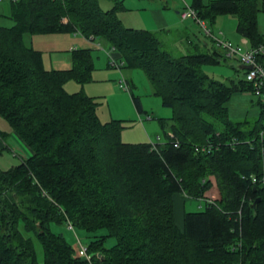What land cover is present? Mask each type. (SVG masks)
Listing matches in <instances>:
<instances>
[{
	"label": "trees",
	"instance_id": "trees-1",
	"mask_svg": "<svg viewBox=\"0 0 264 264\" xmlns=\"http://www.w3.org/2000/svg\"><path fill=\"white\" fill-rule=\"evenodd\" d=\"M108 1L103 9L99 0H11L13 24L0 25V116L32 151L0 168V264H264V184L251 181L264 169V101L252 122L231 119L225 107L234 92H252L248 67L242 78L212 77L202 67L229 58L223 49L173 56L154 32L122 24V0ZM263 5L190 7L208 22L236 14L237 32L256 46L264 44ZM49 33L82 35L140 69L171 110L158 118L166 142L121 141L122 123L101 122L94 97L66 91L68 80L91 81V49H74L72 68L47 69L24 35ZM256 61L264 67V53ZM175 195L203 202L184 210L181 226ZM68 222L87 238L90 260L75 255Z\"/></svg>",
	"mask_w": 264,
	"mask_h": 264
},
{
	"label": "crops",
	"instance_id": "crops-1",
	"mask_svg": "<svg viewBox=\"0 0 264 264\" xmlns=\"http://www.w3.org/2000/svg\"><path fill=\"white\" fill-rule=\"evenodd\" d=\"M132 1V0H131ZM148 1H158V0H140V1H133L131 2L132 5L128 8L125 7L119 12V17L122 21V24L126 27L130 28H136V29H145L149 30L151 32H154L160 40V47L162 48V42L164 43L165 40L168 39V35L171 33V31L175 32H181L182 35L180 36V39L178 40V45L175 47V51H167L169 54L173 56H180L183 54H188V53H197V52H203L206 51V49H211V47H216L220 52H223L220 47L217 46L216 42L212 41V38L210 35H208L205 32V29H207L212 35L215 34L214 30L211 29V27L216 25L217 30L220 31L219 33H223L226 36L224 37L223 40H227L233 44H237L241 46L243 49H247L251 47L252 43L251 40L239 32H237V15L236 14H220L215 17L214 21L211 22L212 26H209L210 23L206 20H197L194 17H182V12L184 11L185 7L180 8V3L178 4L176 1H172V7L173 9H177L176 13L179 14V18H175L169 15V12L165 9H167L166 5V0H159L163 1L161 5L158 4H148ZM193 1V0H192ZM203 3H207L204 2ZM191 4L188 5L190 7ZM264 6V5H263ZM179 9V10H178ZM193 9V8H192ZM10 12H11V0H0V18L3 20L9 21L10 19ZM172 14V13H171ZM174 14V13H173ZM12 21V20H11ZM198 23V25H196ZM204 25V26H203ZM195 26L199 27L194 28ZM257 27L260 32L264 31V8L260 9L258 15H257ZM223 29V30H221ZM224 31V32H222ZM228 31V33L226 32ZM36 35H48L51 36V39L55 42H57L60 46V42H66V48L64 47V44L62 43L63 47L59 48L58 46H55L54 48H51L49 50V57L47 60L48 62L45 61L44 55L42 54V59H43V64L44 67L47 69L50 68H55V69H69L72 68L73 66V59L72 51L74 49H91V56H92V62H93V70L91 73V83L88 82L87 87L85 88L86 93L93 96L94 93L97 91L103 92V93H109V91H112L114 88L117 89L116 86L117 82L119 83L120 88H124L127 90L128 85L125 87L122 85V78L118 75L119 72L121 73V69L123 67V60L119 57V54L116 53L113 50H108V46H105V50H108L109 53L104 52L103 50H99L95 47V45H92L86 38H84L82 35L76 34V33H49V34H35ZM228 35V36H227ZM77 36H80L81 39L77 40ZM218 37V36H216ZM76 38V39H75ZM219 38V37H218ZM221 39V38H219ZM58 40V41H57ZM210 42V43H209ZM82 45V46H80ZM33 47V46H32ZM37 50L41 51V48H35ZM98 50L102 51V54L105 56L104 60L102 61L99 59L98 56H96V60H94V56L92 54V50ZM163 49V48H162ZM194 49V50H193ZM196 49V51H195ZM165 50V49H163ZM63 51H67V53H62ZM97 51V52H98ZM166 51V50H165ZM42 52V51H41ZM99 55V54H97ZM110 56L114 57L117 62L122 63V66L119 68H116L114 66H110L108 63ZM228 59V58H227ZM227 59H222L221 63L215 64V66L222 67L224 68V63ZM231 58H229L230 60ZM236 60V59H235ZM211 65H204L202 68L204 72L209 74L212 77H215L213 70V74L210 73V67ZM229 68L228 72L224 73L221 69H218V76L221 77L217 78L219 80H225V79H230V78H242L243 75V65L238 62V65L233 64V61L231 60L229 63ZM234 70V73L230 74L229 70ZM216 73V72H215ZM233 75V76H232ZM216 78V77H215ZM68 83V82H67ZM66 84V83H65ZM64 84V88L68 92H77V90H68L67 86ZM66 86V87H65ZM96 86V87H95ZM129 89V88H128ZM116 93L119 94V98H125L127 97L125 92L121 91H116ZM104 97V96H103ZM106 97V95H105ZM103 101V100H101ZM135 103V102H134ZM255 103V104H254ZM256 104L259 106L257 103V99L254 97L251 91H237L234 92L229 100L225 103V107L227 110V115L233 120H239V117H258L260 114V106L257 107ZM136 105V103H135ZM118 106V103L116 104V107ZM118 109V108H117ZM136 109L140 110L141 106L136 105ZM171 115L167 114L158 118H169ZM149 116V114H148ZM121 116H115V118H120ZM0 116V131L5 133V136L3 138L2 144L6 145V149L0 153V156L3 155L6 150L11 151L15 156L20 155L19 160L16 162L15 158L9 157L6 158L4 157V161L8 162L6 165L2 163L3 165H0V168L6 169L11 166L17 165L23 160L27 159L31 154L32 151L30 148H28L24 142L17 136V134L11 129L10 125L7 123V121ZM114 118V119H115ZM111 120V119H110ZM149 120V119H148ZM167 121H169L167 119ZM106 122V121H105ZM147 126L149 128L153 127V123L151 121L147 122ZM159 126L161 127L159 121H158ZM162 128V127H161ZM140 131H144L141 128H139ZM163 130V128H162ZM167 131V130H166ZM151 132L147 129V132L145 133V137L150 138ZM14 142L12 144L10 142ZM157 140L159 142H155L154 144H160L166 142V137L163 131V138H160L159 135H156ZM151 139V138H150ZM143 142H148L143 141ZM152 143V142H149ZM14 145L19 148V151L21 153H18L16 149H14ZM22 155V156H21ZM179 196L178 202L179 206L181 205V200L183 201V205L185 204L186 200H183V197L181 195H175L174 196V212H175V200ZM191 200V199H190ZM196 201L200 202L199 200L196 199ZM178 206V207H179ZM179 226L182 225V213H181V223H177Z\"/></svg>",
	"mask_w": 264,
	"mask_h": 264
},
{
	"label": "rangeland",
	"instance_id": "rangeland-1",
	"mask_svg": "<svg viewBox=\"0 0 264 264\" xmlns=\"http://www.w3.org/2000/svg\"><path fill=\"white\" fill-rule=\"evenodd\" d=\"M6 1V0H5ZM123 4L125 5L126 8L130 7L132 5L131 2L133 1H140V0H122ZM144 1V0H143ZM172 1H176L178 4L180 3V8L181 7H185L188 6L189 4H191L192 0H166V5L168 6L167 10L169 12V15L175 18H179V14L176 13L177 9H173L172 7ZM208 2L209 0H202V2ZM163 1H148V4H158L161 5ZM99 5L105 9V8H109L111 6V2L108 0H99ZM185 9V8H184ZM179 10V9H178ZM260 11V10H259ZM259 11H257L256 13V17L259 13ZM172 13V14H171ZM174 13V14H173ZM209 26L211 25V22ZM11 24H13V22L11 20L7 21L3 20L2 18H0V25H4V26H10ZM198 25V23L196 24ZM198 28L199 26H195L194 28ZM201 27H199L200 29ZM212 30H214L215 34L214 36H218L221 39H224V37L226 36L225 34H221L219 33L220 31L217 30L216 25L213 24V26L211 27ZM223 30V29H221ZM224 32V31H222ZM228 33V31H226ZM182 35L181 32H175V31H171V33L168 35V39L164 41V43L162 42V48L165 49L166 51H175V47L178 45V40L180 39V36ZM228 36V35H227ZM217 37V38H218ZM76 39V38H75ZM81 37L77 36V40H80ZM24 41L26 44L33 46V48H41L42 54L44 55V59L46 62H48L47 60L49 57V50H51V48H54L58 43L55 42V40L53 41L51 39V36L48 35H31V34H25L24 35ZM58 41V40H57ZM63 42H60V46L59 48H62ZM210 43V42H209ZM64 47L66 48V42L63 43ZM82 46V45H80ZM209 47L211 48V45H209ZM194 50V49H193ZM98 50H92V54L94 56V60H96V56L99 57V59H101L102 61L104 60L105 56L102 54V51H98ZM196 51V49H195ZM62 53H67V51H63ZM70 54L72 55V53L70 52ZM99 54V55H97ZM233 61V64L238 65V61L235 59H230L229 58L225 61L224 63V68L222 67H217L215 65H211L210 68V73L213 74H217L215 75L216 78H220L218 76L219 72L218 69H221L224 73L228 72L229 63L230 61ZM213 70V72H212ZM216 72V73H215ZM229 73L232 74L234 73V70H229ZM120 76V78H122V85L128 88L127 90H125L124 88H120L119 87V83L117 82V89L114 88L112 91H109V93H103L100 91H97L96 93H94V95L92 97H94L96 99V101L98 102L97 105V109H96V113L98 118L100 119L101 122H109L111 120H119L123 127L121 128L120 131V139L123 142H131V143H137V142H143V141H147L148 142H159L157 140L156 135L158 134L160 138H163V130L162 128L159 126L158 124V117L167 115L171 113L170 108L165 107L162 105L161 102V98L158 95H155L154 91H153V87L151 82L148 80V78L145 76V74L137 68H130L127 67L126 65H124L121 69V73L119 72L118 74ZM233 76V75H232ZM243 76V75H242ZM68 82V83H67ZM88 84V82H86ZM86 83H79L75 80H68L66 81V86L68 88V90H77L78 92L81 91L83 93H85L88 96H91L89 94L86 93L85 88L87 87ZM91 83V82H89ZM65 86V87H66ZM96 87V86H95ZM116 91H121V92H125L127 97L125 98H119V94L116 93ZM132 94L133 96L138 100L139 106H141L140 110L136 109V105L132 99ZM106 95V97H105ZM104 96V97H103ZM103 100V101H101ZM118 103V106L116 107V104ZM255 104V103H254ZM257 107H259L256 104ZM118 108V109H117ZM149 114V116H148ZM121 116L120 118H115V116ZM115 118V119H114ZM239 120H243V119H247L248 121L252 122L256 117H245V116H241L239 117ZM3 119V118H1ZM111 119V120H110ZM149 119V120H148ZM151 121V123H153V127L149 128L147 126V122ZM144 131H140L139 128H141ZM147 129L151 132L150 138L149 137H145V133L147 132ZM10 139V142L12 144H14L13 141H11V138L9 137L8 140ZM14 149H16L18 151V153H21L19 151V148L16 147L14 145L13 147ZM2 153V152H1ZM12 157L16 159V162L19 160L20 155L15 156L11 151L6 150V152L3 153V155L0 156V165H3L2 163H4V165H6L8 162L4 161V157L8 158ZM22 156V155H21ZM212 178V177H211ZM179 196L176 198L175 200V220L177 223H181V213H182V220H183V212L184 210L186 211H195V210H199L201 208H203V202H198L196 200H189L187 199L185 201V204L183 205V201L181 200V205L179 206V202H178ZM208 200H210L208 198ZM179 206V207H178ZM78 234V237L80 238V240L82 241V243H86L87 238L84 237V234L80 231H76ZM64 235L67 238L68 241H70V243L75 246V235L73 230H70L66 227V229L64 230ZM113 242V240H109L108 244H111ZM35 248H36V252H37V259L39 263H42L43 261V251L41 249L40 244L38 243V241H35Z\"/></svg>",
	"mask_w": 264,
	"mask_h": 264
},
{
	"label": "built area",
	"instance_id": "built-area-1",
	"mask_svg": "<svg viewBox=\"0 0 264 264\" xmlns=\"http://www.w3.org/2000/svg\"><path fill=\"white\" fill-rule=\"evenodd\" d=\"M182 17H194L195 19H197L195 10L188 6H186L184 11L182 12ZM205 32L208 35H210L212 38H214V41L216 42L217 46L224 50V53L227 57L236 59L243 65L249 66L245 72V78L246 80L252 82L253 84L252 94L254 95V97L258 100L261 99L264 101V67L258 64L256 61V55L258 53H264V44H258L256 46H251L247 49H243L241 46L237 44H233L227 40H223L215 37L207 29H205ZM263 36H264V31H263ZM94 45L96 48L101 49L106 53H109V51L105 50L102 47V45H100V43L95 42ZM110 57L111 58H109L108 60L109 65L119 68L121 66V63L116 62V59L114 57L112 56ZM260 134L264 136V129L261 131ZM196 149L197 147L195 148V150ZM203 149L204 147H201V150ZM251 181L253 183L258 181L259 183L264 184V169L259 176H252ZM67 228L73 230L74 232V226L72 225L71 222L67 223ZM74 235H75V255L84 258L86 260H90L91 255L87 251V246L84 243H82L80 238L77 236L76 232H74Z\"/></svg>",
	"mask_w": 264,
	"mask_h": 264
},
{
	"label": "water",
	"instance_id": "water-1",
	"mask_svg": "<svg viewBox=\"0 0 264 264\" xmlns=\"http://www.w3.org/2000/svg\"><path fill=\"white\" fill-rule=\"evenodd\" d=\"M246 67H249V66H246V65L243 66V68H246ZM257 200H258V199H257ZM257 200H255V201L253 202V204H255Z\"/></svg>",
	"mask_w": 264,
	"mask_h": 264
}]
</instances>
